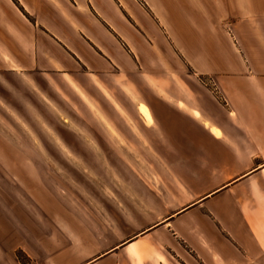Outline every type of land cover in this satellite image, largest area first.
<instances>
[{
    "label": "crops",
    "instance_id": "1",
    "mask_svg": "<svg viewBox=\"0 0 264 264\" xmlns=\"http://www.w3.org/2000/svg\"><path fill=\"white\" fill-rule=\"evenodd\" d=\"M237 1L219 14L215 0H0V83L77 68L166 80L169 55L217 95L195 100L174 73L157 123L137 104L164 132L165 168L128 177L116 200L39 202L31 223L0 202V264H22L18 251L26 264H264V20Z\"/></svg>",
    "mask_w": 264,
    "mask_h": 264
},
{
    "label": "rangeland",
    "instance_id": "2",
    "mask_svg": "<svg viewBox=\"0 0 264 264\" xmlns=\"http://www.w3.org/2000/svg\"><path fill=\"white\" fill-rule=\"evenodd\" d=\"M215 1L223 13L226 0ZM239 1L246 6L239 12H254L264 20V0ZM229 25L227 21L221 26L234 40ZM170 58H162L165 65L159 68L172 73L166 80L140 75L136 69L131 75L110 71L99 78L77 68L71 77L40 75L0 83V202H22L27 221L31 214L42 212L39 202L73 212L80 208L79 198L90 206L108 203L116 200L118 189L132 186L128 177L164 170L165 155L158 152L168 145L164 132L144 124H151L150 113L141 104L148 112L142 116L137 104L144 103L157 123L154 108L165 104L162 97L177 92L174 73L182 76L181 86L195 100L203 96L211 100L210 93L217 96L212 82L196 76L185 63L176 66ZM17 257L22 264L28 262L19 251Z\"/></svg>",
    "mask_w": 264,
    "mask_h": 264
},
{
    "label": "bare ground",
    "instance_id": "3",
    "mask_svg": "<svg viewBox=\"0 0 264 264\" xmlns=\"http://www.w3.org/2000/svg\"><path fill=\"white\" fill-rule=\"evenodd\" d=\"M138 111L144 117H146L148 115V112L144 106H139Z\"/></svg>",
    "mask_w": 264,
    "mask_h": 264
},
{
    "label": "trees",
    "instance_id": "4",
    "mask_svg": "<svg viewBox=\"0 0 264 264\" xmlns=\"http://www.w3.org/2000/svg\"><path fill=\"white\" fill-rule=\"evenodd\" d=\"M18 258V257H17Z\"/></svg>",
    "mask_w": 264,
    "mask_h": 264
}]
</instances>
